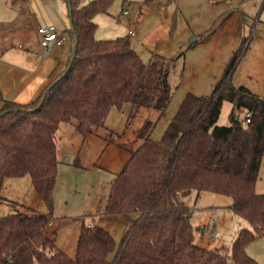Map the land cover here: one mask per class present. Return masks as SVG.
<instances>
[{
	"label": "trees",
	"instance_id": "trees-1",
	"mask_svg": "<svg viewBox=\"0 0 264 264\" xmlns=\"http://www.w3.org/2000/svg\"><path fill=\"white\" fill-rule=\"evenodd\" d=\"M113 1H66L74 32L67 30L71 49L64 68L26 104L6 101L0 92V178L27 176L43 206L0 218V264H257L246 248L264 237V194L255 189L264 156V98L231 82L240 48L207 96L182 98L159 140L150 137L149 122L139 130L142 144L115 175L95 213L137 214L119 247L94 220L81 224L74 258L49 237L60 126L71 124L85 139L105 130L112 109L129 104L130 117L141 109L162 116L172 100L173 60L153 56L144 64L127 37L95 39L94 18L107 14ZM73 35L75 57L62 77L75 48ZM225 101L232 105L228 125L218 126ZM239 108L250 113L249 123L236 119ZM75 162L80 165L78 158ZM195 192L228 197L226 207L248 227L229 245L212 250L197 245L190 222L194 207L184 200Z\"/></svg>",
	"mask_w": 264,
	"mask_h": 264
},
{
	"label": "rangeland",
	"instance_id": "rangeland-1",
	"mask_svg": "<svg viewBox=\"0 0 264 264\" xmlns=\"http://www.w3.org/2000/svg\"><path fill=\"white\" fill-rule=\"evenodd\" d=\"M91 1L83 0V3ZM142 2L143 0H114L107 14H99L95 18L94 23L97 25L95 37L96 40L127 37L130 24L135 36L127 38L131 47L141 54L144 61L149 58L148 50H151V47L157 46L159 50L165 51L168 59L173 60L168 76L172 100L162 116L157 110L141 109L135 117H130L129 104L124 105L120 110L112 109L104 123L105 130H100L97 134H89L85 140L74 131L71 124H62L58 129L56 144L59 183L56 191L54 189L53 192V216L61 219L65 217V221L68 222L58 229L56 242L68 252L71 258H74V254L70 253L69 248L74 247L76 235H78L76 233H79L83 222L85 225L93 224L94 220V224L111 233L116 246L119 247L123 235L134 224L137 214L105 216L99 223V220L91 215L95 212L96 201L94 200L107 195L111 182L123 167L124 160L142 144L143 139L139 136V130L149 122L150 137L153 140H159L165 127L174 117L182 98L186 94L207 96L222 76L225 65L241 44L240 58L235 66L238 69L233 78H230L231 82L236 87H247L252 93L264 98V49H262L263 52L259 51V47H264V6H258L256 10L252 7L250 14H253L250 18L244 17L240 11H235L236 26L232 29L231 39L226 34L221 35L226 46H228L227 38L232 43L237 42L234 52L225 50V46L216 49L211 45L204 51L197 49L178 57L176 51L179 46L177 43L179 33L176 30L175 18L179 16L177 10L179 8L176 0L175 3H172V0H150L141 10ZM13 8L15 6L12 4L5 6L0 3V54L6 49L23 51L22 39L25 36L30 38L35 32V21L26 20L21 10L18 11L20 12L18 16L17 8L14 12L9 10ZM243 9V12L247 14V5ZM140 12L143 16L138 21ZM256 29L259 32L255 34ZM155 37L160 38L158 43ZM192 38L191 34L187 36L183 41L184 44L190 42ZM59 48H53L50 54H57ZM231 109L232 105L225 101L216 125H228ZM234 113L236 119L244 123L246 110L239 108ZM76 158L79 160V166L73 165ZM262 162L257 189L258 192L264 193V156ZM6 200L15 201L18 204H8ZM184 200L188 206L194 207L190 222L196 237L195 243L203 248L212 250L222 244L229 245L243 225L248 227L226 207L230 204L228 197L211 192L199 194L195 192ZM41 210H43L42 203L32 189L27 176L0 178V218L18 212L26 214ZM214 224L216 230L213 228ZM54 231V228H50L48 232L50 238L54 237ZM255 243L258 242H254L253 245H258Z\"/></svg>",
	"mask_w": 264,
	"mask_h": 264
},
{
	"label": "crops",
	"instance_id": "crops-1",
	"mask_svg": "<svg viewBox=\"0 0 264 264\" xmlns=\"http://www.w3.org/2000/svg\"><path fill=\"white\" fill-rule=\"evenodd\" d=\"M0 3L5 6L8 4L14 5L15 8H17L16 12L18 16L20 13L18 11L21 10L26 20L30 19L35 21L34 24L36 28L34 35L30 38H26L25 36L22 39L24 41L23 51L20 52L19 50L12 51V49H6L0 54V92L6 101L8 100L23 105L38 97V94L44 89L47 83L64 68L67 62L71 49V42L69 41L67 34V30L70 29L67 3L66 0H0ZM148 3L149 2L143 3V6H141L140 9L143 10V7ZM172 3H175V0H172ZM176 3L177 7L179 8L177 9L179 16L177 15L175 18V21L177 22L176 30L179 33L177 41L179 46L176 51L178 56L181 53H183L182 56H184L185 54L197 49L204 51L206 50L207 46L211 45L213 47L215 46L216 49L225 46V50L232 52L235 48L234 46H236L235 44L237 43H232L230 41V35L233 34L232 29L236 26L237 15L234 16L235 11H240L244 17L250 18V15L253 14H250L252 7L256 10L258 6H264V0H176ZM245 5L248 7L247 14L243 12ZM15 8L9 10L14 12ZM127 15H129V13H127ZM138 16L139 21L143 16L142 12H140ZM240 22H243V20ZM51 25L55 26L58 32L63 34L66 38V42L60 46L57 54L54 53L52 55L50 52L47 54L45 53V50L41 46V42H39V36L37 34L38 26L46 27ZM130 31L133 32V35L129 34ZM257 32H259V30L256 29L255 34ZM190 34L194 41L184 44V39H186L187 36H190ZM222 34L229 36L230 39H226L228 46L224 44L225 40L221 39ZM128 36H135L134 29H132L130 24L127 31V37ZM155 38L156 43H158L160 38ZM200 46L202 48H197ZM262 49H264V47H259V51L263 52ZM161 50H159L157 46L156 48L151 47V50H148L149 58L145 61L143 60L141 54H139L136 50L135 52L140 56L142 62L145 64V62L149 61L153 56H163L168 59L165 51ZM242 59H240V61ZM237 69L238 67L234 69L231 79L236 74ZM126 160L127 158L124 160V162ZM56 180L57 182L55 191L59 183L58 174ZM255 189L258 192L257 183ZM258 193L264 194L262 192ZM103 200L104 198H97L94 200L96 201V207L94 209L95 212L91 214L92 216L96 217L97 220H99V223L105 216H96L95 213L96 208L103 205ZM62 218L64 219L55 218L53 216L52 222L49 225V230L50 228H54L55 230V242L58 229L61 227V225L68 224V222L65 221V217ZM83 224L85 225L84 222ZM88 225L90 226L91 224H86V226ZM243 227L245 226L243 225L242 228ZM213 228L216 230L215 224ZM77 236L78 235H76L75 241L77 240ZM256 242L258 243L255 244L258 245H253L254 243H252L246 248L247 254L253 258L257 264H264V237ZM76 244L77 241L75 242L74 247L69 248L70 253H75ZM56 245L57 248L61 249L69 256L68 252L62 248L58 242H56ZM223 245L225 244H222L221 246Z\"/></svg>",
	"mask_w": 264,
	"mask_h": 264
},
{
	"label": "built area",
	"instance_id": "built-area-1",
	"mask_svg": "<svg viewBox=\"0 0 264 264\" xmlns=\"http://www.w3.org/2000/svg\"><path fill=\"white\" fill-rule=\"evenodd\" d=\"M126 14V12L124 13ZM37 34L39 36V42L45 50V53H49L54 47L62 46L66 41V38L63 34L59 33L57 28L53 25L51 26H38ZM130 35H133V32H129ZM250 113H247L244 119V123H249Z\"/></svg>",
	"mask_w": 264,
	"mask_h": 264
},
{
	"label": "water",
	"instance_id": "water-1",
	"mask_svg": "<svg viewBox=\"0 0 264 264\" xmlns=\"http://www.w3.org/2000/svg\"><path fill=\"white\" fill-rule=\"evenodd\" d=\"M67 2H68V0H66ZM67 10H68V15H69V26H70V29L72 30V32H74V30H73V27L71 26V10H70V7H69V4H67ZM73 39H74V41H75V48H74V50H73V52H72V57H71V60H70V64L68 65V67H67V69L64 71L65 73L62 75V77L67 73V71H68V69H69V67H70V65H71V63H72V61H73V59H74V55H75V51H76V46H77V41H76V37L73 35ZM192 41H194V39L192 38V40H190V42H192ZM59 79H57L56 81H54V82H57Z\"/></svg>",
	"mask_w": 264,
	"mask_h": 264
}]
</instances>
